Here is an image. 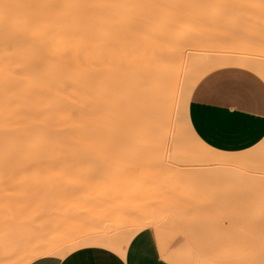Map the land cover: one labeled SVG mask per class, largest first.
Returning a JSON list of instances; mask_svg holds the SVG:
<instances>
[{
	"label": "bare ground",
	"instance_id": "6f19581e",
	"mask_svg": "<svg viewBox=\"0 0 264 264\" xmlns=\"http://www.w3.org/2000/svg\"><path fill=\"white\" fill-rule=\"evenodd\" d=\"M177 1L179 5L182 3L181 0H0V162L128 159L132 153L138 159H159L155 154L159 155V146L165 149V144L158 142L171 138L167 137L166 129L172 122L173 94L178 93L175 89L179 91L181 85L187 84L188 88L184 87L187 97L182 100L176 97L185 104L198 79L209 70L241 67L264 73L253 59L252 63L246 57L211 59L208 54L204 60H193L198 39L194 40L197 33L192 26L197 22L192 10L175 5ZM185 19L194 20L190 29L180 27ZM141 88H146L149 94L142 96ZM139 91L140 99L146 97L150 113L156 115L154 118L151 114L155 119L152 121L157 123L164 117V121L153 124L163 127L160 140L152 141L157 143L154 146L140 128L133 130L135 117L139 115L134 114ZM180 91L182 94L183 89ZM160 110L165 116L157 118ZM132 113L135 117L128 116ZM128 119L136 122L132 124ZM161 123L167 125L166 134ZM156 125L154 129H160ZM176 132L172 135L171 130L169 135L173 137ZM132 135L131 145L127 140ZM180 137L181 134L178 137L181 141ZM173 138L172 142L176 137ZM179 140L175 139L176 143ZM172 151L173 156L178 155L179 147ZM210 152L216 155V160L231 159L235 164L241 161L235 156ZM162 156L166 158L168 153ZM209 160L203 164H210ZM9 169L14 168L0 167Z\"/></svg>",
	"mask_w": 264,
	"mask_h": 264
},
{
	"label": "rangeland",
	"instance_id": "374dc122",
	"mask_svg": "<svg viewBox=\"0 0 264 264\" xmlns=\"http://www.w3.org/2000/svg\"><path fill=\"white\" fill-rule=\"evenodd\" d=\"M180 2L183 3H180L181 6L179 1L174 4L192 10L193 19L197 22L185 19L180 22V27L190 29L192 21L196 26L198 24V27L192 26L196 29L195 34H198L194 38L198 40L191 55L193 60L199 61L209 56L211 59L246 57L263 68L264 72V0ZM223 69L229 68L218 67L202 75L190 91L189 100L185 98L188 101L185 104L178 100L187 97L184 92V87L188 88L187 84L181 85L182 88L178 86L180 90L183 89L182 94L175 89L179 94L175 92L178 95L173 94L174 99H179L177 103L174 100L175 106L170 116L172 122H169V127L166 125L167 129L164 123L161 126H165L163 134L165 129L168 131V138L175 136L179 140L181 134L182 142L179 140L181 144L178 146L180 142L176 143L174 138V144L171 138L167 142L161 139L163 141L158 144L164 142L165 149L158 145L162 150H159V155H155L161 158L168 153L166 158L138 159L134 155L135 159L131 156L134 148L129 146L133 149H129L132 154H129L128 159L0 162V167L14 168L0 170V251L12 236L17 238L13 232L28 220L54 219L74 223L76 218L84 217L93 221L107 220L113 214L116 231L120 227L122 232L125 230L121 244L145 224L163 228L159 237L148 226L154 231L162 253L165 252L169 259H175V262L170 261L173 264H264V140L239 153L217 151L196 136L188 120V105L197 84L210 73ZM140 91L136 93L140 104H136L134 112L135 116L139 115H128H133L137 123L134 121L133 124L130 119L128 121L136 127L133 130L140 128V132L148 137L147 141L150 140L148 143L157 145L152 141L157 142L161 137L163 127L156 124L163 120L164 117L160 116L165 115L160 110L161 113L157 115L160 120L154 122L156 115L150 113L146 97H139V93L146 96L149 93L146 88ZM173 116L177 120H172ZM154 123L160 129H154L157 128ZM171 130L172 135L176 132L178 137L175 133L173 137L169 135ZM127 141L132 145L133 135ZM174 146L179 147L176 156L172 155V149H176ZM183 146L186 150L181 149ZM210 151L235 156L241 161L237 165L231 159L216 160V155ZM189 152H192V156ZM208 159L210 164H203ZM14 262L23 264L25 260L12 259L11 263Z\"/></svg>",
	"mask_w": 264,
	"mask_h": 264
},
{
	"label": "crops",
	"instance_id": "0c3cea01",
	"mask_svg": "<svg viewBox=\"0 0 264 264\" xmlns=\"http://www.w3.org/2000/svg\"><path fill=\"white\" fill-rule=\"evenodd\" d=\"M204 77L190 98L188 120L196 136L210 148L247 151L264 140V79L241 67H226ZM207 81V83H205ZM104 202V200H103ZM114 216L93 221L35 219L22 223L0 251V264H173L162 253L160 226L143 225L121 244ZM145 228V229H144ZM143 229V230H142ZM25 234V237H23ZM121 244V245H119ZM118 250V251H117Z\"/></svg>",
	"mask_w": 264,
	"mask_h": 264
},
{
	"label": "snow or ice",
	"instance_id": "6c2138e0",
	"mask_svg": "<svg viewBox=\"0 0 264 264\" xmlns=\"http://www.w3.org/2000/svg\"><path fill=\"white\" fill-rule=\"evenodd\" d=\"M261 78L264 79V73L261 74ZM205 83H207V81Z\"/></svg>",
	"mask_w": 264,
	"mask_h": 264
}]
</instances>
